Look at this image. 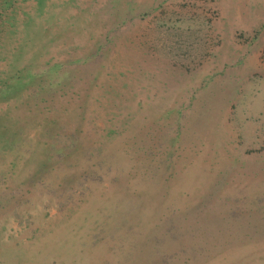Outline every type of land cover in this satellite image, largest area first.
Listing matches in <instances>:
<instances>
[{"label": "rangeland", "instance_id": "obj_1", "mask_svg": "<svg viewBox=\"0 0 264 264\" xmlns=\"http://www.w3.org/2000/svg\"><path fill=\"white\" fill-rule=\"evenodd\" d=\"M0 264H264V0H0Z\"/></svg>", "mask_w": 264, "mask_h": 264}, {"label": "trees", "instance_id": "obj_2", "mask_svg": "<svg viewBox=\"0 0 264 264\" xmlns=\"http://www.w3.org/2000/svg\"><path fill=\"white\" fill-rule=\"evenodd\" d=\"M100 150V149H99ZM61 162V161H60ZM45 165V164H44Z\"/></svg>", "mask_w": 264, "mask_h": 264}]
</instances>
